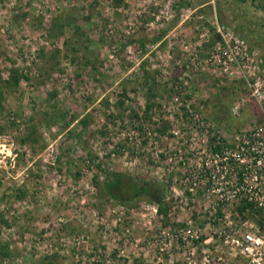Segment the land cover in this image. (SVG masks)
<instances>
[{
  "label": "rangeland",
  "instance_id": "obj_1",
  "mask_svg": "<svg viewBox=\"0 0 264 264\" xmlns=\"http://www.w3.org/2000/svg\"><path fill=\"white\" fill-rule=\"evenodd\" d=\"M225 34L264 68V0H0V264H184L155 256L197 208L184 167L261 120L219 75ZM113 171L154 181L168 222L105 197Z\"/></svg>",
  "mask_w": 264,
  "mask_h": 264
},
{
  "label": "built area",
  "instance_id": "obj_2",
  "mask_svg": "<svg viewBox=\"0 0 264 264\" xmlns=\"http://www.w3.org/2000/svg\"><path fill=\"white\" fill-rule=\"evenodd\" d=\"M225 36L227 60L219 75L244 80L261 120L230 132L217 129L202 139L207 149L197 153L203 159L184 167L181 181L195 214L190 211L176 231L157 234L156 258L162 251L169 257L181 251L184 264H264V68L255 59L251 64L244 41ZM178 241L183 245L175 246Z\"/></svg>",
  "mask_w": 264,
  "mask_h": 264
},
{
  "label": "trees",
  "instance_id": "obj_3",
  "mask_svg": "<svg viewBox=\"0 0 264 264\" xmlns=\"http://www.w3.org/2000/svg\"><path fill=\"white\" fill-rule=\"evenodd\" d=\"M102 194L117 203L143 196L156 205V212L162 214L163 224L169 220L168 208L162 199L159 186L154 181L135 178L125 172H106L101 183Z\"/></svg>",
  "mask_w": 264,
  "mask_h": 264
}]
</instances>
